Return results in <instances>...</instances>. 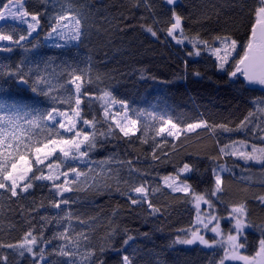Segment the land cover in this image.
I'll return each instance as SVG.
<instances>
[{
	"label": "trees",
	"instance_id": "trees-1",
	"mask_svg": "<svg viewBox=\"0 0 264 264\" xmlns=\"http://www.w3.org/2000/svg\"><path fill=\"white\" fill-rule=\"evenodd\" d=\"M146 2L151 5V10L146 7ZM6 3L7 0H0V6ZM133 3L134 0H71L72 10L81 16L84 24V35L69 50L54 48L53 43L45 39L52 17L65 6V0H47L46 3L44 0H25L28 11L41 13L40 30L24 42V47L13 46L12 52H0V65H3L0 67V104L10 105L14 100H23L35 103L42 110L54 106L70 112L74 104L60 103L33 93L31 89L37 86V74L46 75L41 63L44 58L75 52L78 74H83L85 79L82 92L91 94L81 105L82 116L89 120L96 118L97 142L84 162H66L86 173L73 186L81 190L65 192L61 197L55 195L50 182L40 181H35L28 193L17 197L0 189V243H18L27 231L34 230V235L43 237L39 247L47 254L54 247L67 243L53 237H58L71 224L68 235L75 238L76 233H86L90 238L87 246L97 250L93 264L99 258L104 264H119L120 254L112 249L120 248L122 240L129 234L135 240L125 251L130 253L132 247L136 248L133 264H218L223 256L222 247L169 245L176 236H183L181 230L192 229L196 224L194 194L211 199L222 220L228 217L232 206L247 200L249 220L255 225L264 222V207L255 199L264 195V168L252 162L246 164L232 155H221L219 151L233 142H237L238 147L241 141L249 147L251 144L264 146V140L260 139L264 136V113L258 110L264 108V93L247 88L240 78L232 80L228 66L225 71H220L215 57L208 52L188 56L187 53L194 50L193 46L190 43L175 44L167 36L166 29L174 9L184 17L186 38L199 34L202 39L211 40L213 36L228 34L243 41L253 22L257 0H177L176 5H168L165 0H139V7H134ZM142 25L152 26L157 37L145 31ZM17 27L21 32L26 28ZM22 60L25 61L22 71L27 83L8 74L14 73ZM36 63L41 65L39 73ZM57 63L59 61L53 63L48 72L53 69L59 72ZM196 72L200 75H195ZM66 78V75L59 76L53 84L63 83ZM89 79L91 83H88ZM37 87L46 90L48 86ZM73 88V85H66L68 90ZM66 89L57 88L52 96L64 99L69 94ZM105 91L111 93L116 104L121 106L120 101L126 102L129 118L138 121L139 131L135 135L124 137L118 128L112 135H99L101 131L107 132L111 123L104 118L98 99ZM5 110L0 108V114ZM249 113L253 115L246 127L236 130ZM168 119L181 127L203 120L209 127L181 134L179 140L166 133L153 140L155 130ZM217 125H226L232 131H224L215 127ZM81 126L86 132L93 131L91 126L87 129L82 123ZM146 131L147 136L144 135ZM143 139L148 143H142ZM165 139L167 144L163 143ZM157 143L159 147H156ZM153 152L158 159L152 158ZM128 160L141 171L129 176L128 166L119 163ZM184 164L192 168V173L180 178L189 183L191 194L174 193L163 184L165 177L179 176V169ZM220 165L227 168L222 175L223 191L212 196L213 170ZM117 172L122 192L128 191L130 185L146 183L150 189L148 199L160 211L153 214L143 202L132 205L127 196L117 192ZM97 173L113 178L107 179L106 186L99 190H83ZM124 180H128V185L123 183ZM97 182L102 183L99 176ZM153 188L159 190L153 193ZM129 194L137 198V194ZM61 199H68L69 204H61L59 209L52 207L53 201ZM67 213H71L70 220L65 218ZM117 225L118 234L109 243L107 232ZM223 227L226 231L228 223L223 222ZM246 232L248 247L241 251L250 255L259 232L258 229H247ZM49 240L51 243H46ZM84 243L81 253H84ZM101 246L106 249L103 254L99 251ZM0 256L8 257L7 264L40 263L38 256L33 259L25 253L21 258L15 250L6 247L0 248ZM225 264L240 263L226 261Z\"/></svg>",
	"mask_w": 264,
	"mask_h": 264
},
{
	"label": "snow or ice",
	"instance_id": "snow-or-ice-1",
	"mask_svg": "<svg viewBox=\"0 0 264 264\" xmlns=\"http://www.w3.org/2000/svg\"><path fill=\"white\" fill-rule=\"evenodd\" d=\"M44 2L46 3L47 0H44ZM165 2L168 5L177 4V0H165ZM257 4L258 7L253 11V22L250 25L248 35L243 41L233 38L228 34L213 36L211 40L202 39L199 34L192 38H186L183 28L184 17L176 13L174 9L172 10L171 21L166 29V34L179 45H183L185 39H188V43L192 44L194 49L187 53L188 56H200L202 51L208 52L215 57L219 69L226 70V65L228 66L227 70L230 77H243L248 84L259 85L264 88V0H257ZM133 6L139 7V0H134ZM146 7L151 10V5L147 2ZM0 22H3L0 23V52H12L13 46L24 47V42L40 29L41 13L28 11L24 6V0H7L5 5L0 6ZM154 22L158 23V21ZM17 24L26 25L23 32L18 29ZM142 27L153 37H157V31L152 26L142 25ZM83 35L84 24L81 16L72 10L71 0H65V6L52 17L50 30L47 32L45 39L54 41L51 45L54 48H68L70 50L71 45L80 42ZM25 51H28V49L25 48ZM76 60L77 54L71 51L63 53L59 57L44 58L41 63L46 75L37 74L35 84L37 86L43 84L48 87L46 90L37 86L31 89L33 93H38L60 103L74 104L70 108V112L62 111L54 106L42 110L35 106V103H28L23 100H14L10 105L0 104V108L6 109L3 114H0V189L9 192L12 197H17L21 193H28L34 187L35 181H50L52 188L55 189V195L61 197H63L65 192L81 190L73 186L77 185L80 182V178L86 176V173L73 167L70 163L66 164V162L81 160L87 157L89 152L96 147L97 121L95 117L89 120L81 115L83 112L81 105L85 103V99L89 98L91 94L86 91L82 92L85 79L83 74H78ZM56 61H59L56 67L60 71L56 72L53 69L52 72H48V69ZM29 63L34 62L29 61ZM186 64L187 62L185 61V66ZM0 67H3V65H0ZM24 67L25 61L22 60L15 72L8 74L15 75L21 82L27 83L25 73L22 71ZM35 67L39 73L41 70L40 63H36ZM30 73L31 69L28 70V74ZM194 74L200 75L199 72ZM64 75L67 78L63 83L57 82L53 84L54 79L58 81V77ZM88 83H91V79L88 80ZM66 85H73L74 88L68 90L66 89ZM57 88L66 89L69 92L67 97L60 99L59 97L52 96V92ZM110 97L111 93L109 91H105L103 96L98 97V99L104 101V118L111 121L108 131H101L99 135H112L114 129L118 128L124 137L130 138L139 131L137 128L138 121L130 119L127 116V104L124 101L119 102L121 108L124 110L122 121H117L116 116L119 113H110V106L115 103L113 99H106ZM258 110L264 113V108H259ZM252 115L253 113H249V116L244 121H241L236 130L244 129ZM58 117L62 119H57ZM47 122H51V126ZM80 123L84 126L90 125L93 131L86 132L83 128H78V124ZM201 127H209L207 121L201 120L181 127L171 119H168L163 121L161 126L155 130V136L152 139L155 140L156 136H163L166 133L168 137L179 140L181 134L194 132ZM215 127H219L224 131H232L226 125H217ZM61 130H63V133ZM64 133L70 135H64ZM144 135L147 136V131ZM260 139L264 140V137H260ZM141 142L148 143V140L143 139ZM163 143L167 144V139ZM156 147H159V143H157ZM172 147L174 148L175 145H172ZM219 151L221 155L237 156L246 164L252 162L264 168V146L251 144L249 150V145L241 141L238 147L237 142H233L231 145H224ZM58 153L60 154L59 156L57 155ZM60 156L64 159L61 160ZM53 157H56V160H53ZM152 158L158 159L155 152H153ZM119 163L128 166L129 176L141 171L133 166L131 160L120 161ZM65 164L66 166H64ZM41 165H43V168L39 167ZM218 167V171L216 169L213 170L215 184L211 192L212 196H216L217 193L223 191L224 180L221 173L227 169L223 165ZM44 169L48 170V174H45ZM91 171L89 169V172ZM190 171H192V168L188 164H184L179 169V172ZM97 176L101 178L102 183L97 182ZM97 176L92 177V183L87 184V187L83 190L86 191L88 188L99 190V188L106 186L107 179L113 178L112 176L105 177L102 173H97ZM170 179L173 180V183H168ZM115 180L117 184L116 191L127 196L132 205L143 202L147 204L153 214L160 211L148 199L150 189L146 186V183L130 185L128 191L122 192L119 187L121 181L119 180L118 172L115 174ZM164 180L167 187L174 192L187 193L190 190V185L187 183H184L182 186L177 185L173 177H165ZM123 183L128 185L129 182L128 180H124ZM158 190L157 188L151 189L153 193ZM129 193L137 194V198H134ZM193 199L197 210L196 224L192 229L181 230L184 231L185 235L183 237L176 236L171 241L169 247H174L177 244L194 245L197 243L207 248H214L219 245L223 248V256L219 259L218 264H225L226 261H237L240 264H264V222L255 225L249 220L247 200L231 207L227 219L232 223L229 231L225 234L221 230L219 218L216 215L209 213L204 219H201L199 211L201 202L212 208L211 201L203 195L196 194L193 195ZM255 199L259 202L260 206L264 207V195H259ZM61 204L68 205L69 200L61 199L53 201L52 207L59 209ZM115 214L113 212V216ZM65 218L70 220L72 218L71 213H67ZM214 221L216 222L215 225L209 227ZM80 222L85 223L83 220ZM71 227V224H69L68 228L60 233L58 237H53V239L59 238L65 240L67 243L54 247L47 254L43 247H39V241L43 237L40 236L38 238L34 235V230L27 231L18 243L7 245L0 243V248L13 249L21 258L25 256V253L30 254L33 259L38 256L39 260L45 262V264H93L92 258L96 257L97 250L87 246L86 242L89 241V236L86 233L80 232L76 233L75 238H73L68 235ZM247 229H258L259 232L254 252L250 255L243 254L241 251H246L248 247ZM202 230L215 233L221 239L217 240L214 238L212 241H209L205 239ZM124 231L125 233L127 232L126 229ZM117 234L118 225L110 227L106 236L107 241L111 243ZM134 240V236L130 234L126 235V238L122 240L120 248L112 249L120 254L119 264H133L136 248L132 247L130 253H126L125 250L130 246V242ZM82 242H85L84 253H81ZM46 243H51V240L46 241ZM105 250L104 246L99 248L101 254ZM7 261V256H0V264H7ZM96 264H104L103 259L99 258Z\"/></svg>",
	"mask_w": 264,
	"mask_h": 264
},
{
	"label": "rangeland",
	"instance_id": "rangeland-1",
	"mask_svg": "<svg viewBox=\"0 0 264 264\" xmlns=\"http://www.w3.org/2000/svg\"><path fill=\"white\" fill-rule=\"evenodd\" d=\"M24 3H25V0H24ZM0 23H3V22H0ZM17 25H22V24H17ZM22 26H25L26 27V25H22ZM40 29H38V31H39ZM38 31L37 32H34L33 34H32V36H34V35H36L37 33H38ZM171 38V37H170ZM171 40L176 44V42H175V40H173L172 38H171ZM47 42H49V43H54V41H52V40H47ZM188 43V39H185V43L184 44H187ZM183 44V45H184ZM179 45V44H178ZM192 45V44H191ZM220 71H225V70H221L220 69ZM106 99H112L111 97L110 98H106ZM99 102L101 103V105H102V107H104V101L103 100H100L99 99ZM110 113H119V115H117L116 116V120L117 121H122V117H123V114H124V110L121 108V106L119 105V104H116V103H114V104H112L111 106H110ZM71 114V113H70ZM81 115H82V113H81ZM127 116L129 117V115H128V112H127ZM57 119H62V118H60V117H58ZM51 123V122H50ZM82 126H81V123L80 124H78V128H81ZM83 128V127H82ZM84 128H90V125L89 126H84ZM63 131V130H62ZM264 137V136H263ZM249 149H250V147H249ZM58 156L60 155L59 153L57 154ZM60 157H62V156H60ZM235 157H237V156H235ZM63 158V157H62ZM53 160H56V157H53L52 158ZM64 159V158H63ZM237 159H238V157H237ZM67 162H84V158H82L81 160H75V161H67ZM43 165H41V166H39V167H42ZM224 166V165H223ZM225 167V169H227L226 168V166H224ZM217 171L219 170V167L216 169ZM44 171H45V174H48V170L47 169H44ZM191 173H192V171H190V172H180L179 174V176H170V177H173V178H175V183L177 184V185H180V186H182L184 183H187L188 185H189V183L188 182H186V181H184V180H182L180 177H183V176H189V175H191ZM226 173V171H224V172H222L221 173V176L223 175V174H225ZM249 177H251V176H249ZM40 182H50V181H40ZM51 183V182H50ZM168 183H173V180H169L168 181ZM163 184L167 187V185H166V183H165V180H163ZM168 188V187H167ZM169 190H171L170 188H168ZM31 190V189H30ZM172 191V190H171ZM172 192H174V191H172ZM174 193H184V192H174ZM192 193V189H191V187H190V190L187 192V193H185V194H191ZM205 198L206 199H209V198H207L206 196H205ZM210 201H211V199H209ZM212 203V202H211ZM213 205V204H212ZM200 215H201V219H204L206 216H207V214H209V213H212V214H214V215H216L218 218H219V223H220V227H221V230H222V232L223 233H227L228 231H229V229H230V227H231V221L229 220V219H227V218H225V220H222V218L220 217V215H219V212L218 211H216L215 210V207L213 206L212 208H209L208 207V205H206V204H204L203 202H201V206H200ZM223 222H227L228 223V229H226V231H225V229H224V227H223ZM215 221L212 223V224H210L209 225V227H212V226H214L215 225ZM202 234L205 236V239H208L209 241H212L214 238L215 239H217V240H219V239H221V237H219V236H216V234L215 233H212V232H210V231H206V230H202ZM185 235V233L183 234V236ZM182 236V237H183ZM210 238H212V239H210ZM196 245H200V244H194V245H182V246H185V247H192V246H196ZM201 246H203V245H201ZM203 247H205V246H203ZM217 247H220L219 245L218 246H216V247H214V248H217ZM205 248H207V247H205ZM231 262H234V263H240V262H237V261H231ZM43 262H41L40 261V263L39 264H42Z\"/></svg>",
	"mask_w": 264,
	"mask_h": 264
},
{
	"label": "water",
	"instance_id": "water-1",
	"mask_svg": "<svg viewBox=\"0 0 264 264\" xmlns=\"http://www.w3.org/2000/svg\"><path fill=\"white\" fill-rule=\"evenodd\" d=\"M241 79V81L244 82V84L246 85L247 88L251 89V90H259L260 92L264 93V88H262L259 85H250L248 84L243 77H239ZM232 80L236 79L235 77H231Z\"/></svg>",
	"mask_w": 264,
	"mask_h": 264
}]
</instances>
